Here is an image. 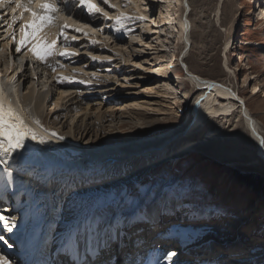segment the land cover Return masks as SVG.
I'll return each mask as SVG.
<instances>
[{
    "label": "bare ground",
    "instance_id": "bare-ground-1",
    "mask_svg": "<svg viewBox=\"0 0 264 264\" xmlns=\"http://www.w3.org/2000/svg\"><path fill=\"white\" fill-rule=\"evenodd\" d=\"M97 1L101 2V0ZM176 1L179 5L178 7H180L182 10L180 15L173 16L172 12H168L165 14L159 12V16L156 17L157 19L154 20L149 18L145 21L148 22L150 26H152V31H150V33L156 34V30L160 27L159 25L166 28L164 31L165 37H167V33H169V30H173V32H176L174 42H176L178 45H181L180 52L178 53V55L172 53L171 56L167 58L164 55L163 50H158L152 44L146 45V48L144 50L153 51L152 54L148 55L156 57L154 61H151H158L159 63L155 64L154 67L156 69L152 70L153 67L150 65V61L148 62V60L144 59L143 63H140L141 67H139L140 69L143 68L142 70H144V75L142 74L136 76L135 74H133L129 77V79L134 80L136 82V86L140 84L139 81H141V83L143 84H147L146 86L150 88V92L154 91L155 94H157L156 92L158 89L164 91L163 94L166 96V99L170 96L177 95L180 102L189 101L191 104L189 103L190 109L188 112H186V123L182 126H174L173 128H168L164 131H160L151 135H144L129 140L115 142L112 144H102L97 141L99 140L98 136L100 131H103L106 128L105 124H97L101 121V118L99 117V114H101V110L99 109L102 108V104H98V108L96 107L95 109L92 107L90 108L89 103H85L86 106L82 108V110L79 109L78 112H73L74 117L67 132H64L65 134H60L58 132L59 135H63L65 137V140L61 142H51L49 145L45 146L47 148H50L51 151H48L43 155H39L38 159L32 162L36 175L19 176L18 179H15L14 177L15 182L7 188V190H11L14 194L18 189L17 185L20 181H24L27 183V185H30L31 193L29 195H26L25 201L21 199L22 196L12 198V204L8 206L7 211V215H16V217L18 218L20 213L28 208V212L27 210L23 212V216L27 212L25 219H22L19 224L17 223L16 228L22 229L23 227H27L28 229L26 234L23 235L22 244H20L19 241H16V239H22V235H17V233H14V231L13 233L4 232V238L9 243L13 244V247L8 248L6 244L0 241V255L6 254L10 261H13L15 259V264H45L46 261L55 259L60 254V260L65 257V263L72 262L73 264L74 261L83 262L84 258H82V256L84 253L95 255L98 251L97 249L100 248L101 244H103L102 242H104L105 244V241L108 240L109 232L105 229L107 225L111 223H108L109 219H106L104 216V226L101 227L99 231L91 234L88 237L87 242H85L84 239H81L78 248L74 247L75 254H71L65 251L68 245L66 229L69 226V221H71L73 218L74 211L80 208L78 206L74 207L73 205H70L68 194L72 191H76L77 194L88 189L89 191H92L94 195L90 196L89 202L83 203L81 205L82 208L80 209L81 212L83 210H88L85 207H88L90 202L101 198L96 197L98 194L94 193V191L104 188L109 184H115V181L128 179L132 176H138L140 175V173H142V171L146 169H154V166L156 165L169 163L171 164V166H174L179 162L182 156L188 153L196 152L197 149L200 150L201 148H198L197 145V141L199 140L192 139V137L196 132L198 133L201 129H203L205 136L201 139H204L205 141L209 140L210 138L215 139L221 134L222 128L218 126L220 122H218L217 120H220L221 122H226L229 119L237 120L247 132L248 143H251L253 149H255V160L261 161L264 164V148L263 150H261L259 139V137H261V139H264L263 125L261 124L260 120L252 113L251 109L247 105V101L245 100V98H242V96L237 94L236 88L234 86H231L232 84L228 85L227 88H225L223 84L220 83L222 85L221 86L219 84V81L216 79L221 77L222 75H224L225 77L223 71L224 69L227 71H231L226 53H223L224 55L222 58H213V60L209 64L207 63L204 65L205 67L202 65L204 69H202L201 65H196V67L192 66L190 68V65L186 64L184 61L185 58H187L190 54L193 39H198V41H200L207 48V50L209 49L211 51H214V49L212 50V43H210V41L208 42V39L210 37H216V32L210 30L212 28V22L208 20V9L211 7L209 10L216 12L220 27H224L226 24H228L227 20L229 22L231 20L229 19V17L233 15V5L227 2L228 0ZM214 1L216 2L215 5ZM12 7H14V4L9 5V8ZM260 7L261 6H259V8ZM62 9L63 11H66L67 6H63ZM140 12L141 11H138L137 9L138 15H144ZM77 13L78 11H74L73 17L77 18ZM261 13L262 14L260 15H262V17L264 18V9L261 11ZM9 16L10 14H8V16L0 15V26L3 24V21L6 20H4L3 17ZM79 18L81 20H86V17L84 15L80 16ZM55 32L56 28L53 27L52 33L55 34ZM228 40L230 39L225 40V42L220 46L221 48H223V52L226 51V48L229 50L230 42ZM119 42H121V40H119ZM6 43L7 40L5 39L4 44ZM130 46L132 45L130 44ZM166 46H170V44H160V47L166 48ZM82 49L84 48L82 47ZM217 49L218 48H216V50ZM23 50L24 49H22V51ZM112 50H114L115 52L118 51L117 48H112ZM122 50L127 54H122L124 59L123 63H127L126 65L130 64V66H136V63L139 61L138 59L143 58L135 56L137 53H142L136 52V50L138 49H135V52L131 48H123ZM80 51L81 50H79V52ZM105 51H107L108 53H112V51L105 49L101 51L100 54L95 55L100 57V59H103L104 56H108L105 55ZM85 52H87L86 49L84 53ZM20 54H22V52L19 53L20 57H15L13 54L14 60L10 64L12 72L7 71V67L9 66L7 55H5V57H2L1 59L3 60V64H5V68L2 67L3 70L0 69V71L4 72L3 80L5 81L6 87L10 86L9 78L13 74H15L17 77L15 81H11V84H14L16 86V91L12 94V99L15 107L21 111L22 115H26L27 111H30L32 115L39 119L43 114L42 109L47 103L48 97L50 96L49 94L51 93L54 84H56V89L59 90H57L58 93L56 97L52 98L53 103L51 104H55V106L65 103L63 102L67 97L65 94L69 92L70 89L74 90V88L77 86L57 84L54 78L57 73L54 75V73H52L48 68H46L35 59L30 58L31 60H35L33 61L35 64H33L32 61L29 60L31 67L28 68L27 56H25L24 53L23 55ZM132 57H134V59L130 60V58ZM18 58H20L19 64L16 63L18 62ZM87 58L90 62L87 67H90V65H93L92 63L94 62L91 61L89 55L87 56ZM22 63L26 64L25 67H23V74L20 79L17 76V73H20L19 71H17V69L18 67L21 68ZM177 63H183L185 68L183 67L184 75L175 76L178 85L182 87V90H178V93L176 94V91H174V87H172L169 81H164L163 77H165V70L171 68L172 66H178ZM105 64H107V62H105ZM142 64H149V67L145 68L148 69L147 71L144 69V65ZM64 72H59V74L70 76L69 74H67V72ZM80 72L82 73V75L85 74L87 76L88 73H90L84 70V68H80ZM150 75H154V77L152 78L150 77ZM125 80L130 81L128 79ZM186 82L190 84V90L185 89L183 83ZM263 82L264 81H259L256 78L251 80L252 88L251 94L249 95L250 99H253L254 97L256 98V95L260 90L264 92ZM245 83H250V80L249 82L246 79L243 80L242 85H244ZM29 85H31V87H29ZM152 85H157L158 88L155 87L156 89H152ZM253 88L258 89V91L253 93ZM195 89L200 90L198 91L200 93L195 97L193 96L194 98L192 99V93ZM109 90L112 96H116V93L113 92L115 91L114 89ZM70 95H72V100H76L77 98L79 99L80 97L83 98L80 92L74 93L73 91H71ZM112 96H110V98L116 99ZM89 101H91V98L89 99ZM197 101H199V104H197ZM259 103L260 105L257 106V108L264 110V102ZM137 107H139V105L131 104L123 107L122 109H108L106 112L115 114V112L117 111L116 113L119 112L121 116H124L125 113L133 115L134 111L136 114L138 113L136 112ZM92 111H94L93 113H95L98 117H96L93 123L87 124L86 122L89 120V115ZM123 111L125 113H123ZM161 115H165V113ZM176 117H179L178 112L177 114H175L174 118ZM75 120L77 121V123L73 124ZM214 121H217L219 124H217V122L215 123ZM79 122L80 124L77 125ZM45 128L52 130L49 125H47ZM111 128L115 127H110V130ZM253 129L255 130V132H253ZM76 135L78 137H76ZM201 139L198 143H201ZM95 140L97 145L93 144ZM237 141L243 144L241 140ZM213 150L217 151L218 153L216 154H218L219 156L221 155L220 152H223L221 148H214ZM230 153L234 154V151H230ZM0 173H2V170H0ZM46 175H51L53 177L52 181L47 185H45L44 181L41 179V177H44ZM5 183L6 178L3 175H0V194H4L7 192V190H5ZM20 193L21 192H19L18 194ZM165 196L160 199L161 202H159V204L150 205V214L148 219L152 218L153 220H156L158 218L161 219L159 217L160 215L164 216L162 221L160 222V226H163V224L161 223L164 222V220L167 221V217H175L173 213L174 211H177V209L181 207H185L183 203H181L183 204V206H178L176 209L170 206L167 207L166 205L168 204V201L166 200ZM54 208L56 209V211H53ZM168 208H170V210H167ZM60 209H63V211H60ZM69 209H71V211H69ZM90 211L94 210L91 209ZM90 211H84V213L80 212L82 214L81 217L89 214ZM186 211L189 210H185V212ZM162 212L164 213L162 214ZM80 213H78V215H80ZM100 214L97 213V215ZM189 214V220H184V222L188 223H179L177 226L187 228V224L193 222L196 223V221L203 222L222 219L221 217L213 218L214 216L211 213L206 214L204 212L198 213L191 211V213ZM61 222H64V224H61L62 226H64L66 222L64 233H61L62 231L59 228ZM229 223L230 224L227 225V229L225 231L227 232L226 236L222 237L219 242H217L216 239L212 237L192 240L191 242H188L185 240L186 238H184L180 234V232H178L180 230L174 231L172 234L165 235V232L170 231V228H166L167 230H163L161 227L163 232H161L162 234L160 235L165 236L164 238H174V240L167 242L169 246L166 247V250L163 252L160 251L158 253H155L156 257H154V259H150L147 264H171V262L166 259L167 255L170 253H176V255H174L172 258L181 257L184 254L199 253L196 255V257H199L198 260L200 262H203V264H207L210 261L211 256L214 255L220 256L218 258V261H215L214 264H264V249L259 250L256 253L244 255L245 257L234 256L235 259L233 257L228 258L227 255H222L224 251H220V253L218 251L217 254H212L214 248L210 249L211 242L213 244L212 247H214L215 245L216 247L221 245L223 246L221 247L222 249L228 248L227 250H229L230 248H233L234 251L238 250V248H240L239 246H241L242 249H245L246 246L249 245L250 242L248 239H246V236H241L238 232L240 236L239 237L236 233L238 226H241L240 224L242 223H240V221L234 220H230ZM21 225H23V227H21ZM113 230H115V228H113ZM121 230L122 229H120L119 231L121 235H123V232ZM9 237L12 239H9ZM186 237L188 236L186 235ZM213 239L215 241H212ZM121 242L122 241L119 240L118 244H122ZM117 247L118 246H114L115 250L117 249ZM263 247L264 246H262V248ZM200 248L202 249V251H205L204 254L202 253ZM229 252L232 253V251ZM14 254L19 257L17 259L15 257H9L10 255ZM173 261L174 264H180V262H176V259H174Z\"/></svg>",
    "mask_w": 264,
    "mask_h": 264
},
{
    "label": "rangeland",
    "instance_id": "rangeland-1",
    "mask_svg": "<svg viewBox=\"0 0 264 264\" xmlns=\"http://www.w3.org/2000/svg\"><path fill=\"white\" fill-rule=\"evenodd\" d=\"M97 2L102 5V0L101 2ZM114 2L119 5L124 4V0H114ZM227 2L233 5V15L230 16L232 18L229 17V19H231L230 22L227 20V26L220 27L216 12L209 10L211 7L208 9V20L212 22V28L210 30L216 32V37L214 36L215 38L210 37L208 39V42L210 41V43H212V50L214 49V51L207 50L198 39H193L190 54L184 61L186 64L190 65V68L192 66L196 67V65L204 66L207 63L209 64L213 58H222L224 55L223 53H226L231 71L224 69L225 77L222 75L216 79L219 83H224L226 85L232 84L231 86H234L237 89L239 95L242 96V98H245L248 107L264 127V110L257 108V106L260 105L259 102H264V92L260 90L257 93L256 98L254 97L253 99H250L249 96L252 88L251 80L256 78L259 81H264V18L260 15L262 14L261 11L264 9V0H228ZM215 3L216 2L214 1V5ZM102 6L110 14H116L117 12L115 9L108 8L107 5ZM178 6L176 0H142V2L141 0H134L132 4L124 8V11L128 14L136 15L138 9V11H141L140 13L155 20L157 19L156 17L159 16V12L162 14L172 12L173 16L180 15L182 10ZM259 6L261 7L259 8ZM5 9L6 7H2L0 8V11ZM74 10L79 11L77 8H74ZM8 14H10L9 10L0 13L2 16H8ZM12 15L13 13L10 14L9 17H3V19L6 20L3 21V24L0 26V36L4 35L3 29L11 22ZM70 15L73 17L72 14ZM65 16L68 15L54 14L56 29L60 24L65 22ZM84 16L86 17V20H88L87 15L85 14ZM73 19L76 18L73 17ZM67 22L69 24L72 23L70 20ZM90 22L93 25L98 26L101 29V32L89 33V37L91 39L99 40L101 44L93 47L90 45L89 38L76 34L80 35L79 40L75 43L81 46L79 47V50L81 51L79 52V55L72 57L70 61H63L64 63L67 62L70 64V66L63 70V72L65 71L71 76L73 73V67H80L81 69L84 68L87 72H96L97 76L90 86L73 84L77 87H75L74 90L70 89L69 92L65 94L67 96L63 101L65 103L52 107V98H55L59 91L56 89V84H54V87L49 94L50 96L48 97L49 101L47 100L46 105L42 109L43 114L41 117H43L39 118L43 126L46 127L49 125L52 130L57 133L65 134L74 117L73 112H78L79 109L82 110V108L86 106L85 103H89L90 108L92 107L95 109L99 106L98 104H102V108L99 109L101 110V114H99L101 121L97 123L100 125L105 124L106 127L103 131H100L98 136L99 140H97L102 144H112L144 135H151L168 128H173L174 126L184 125L186 123V112L189 111L191 103L189 101L180 102L177 95L170 96L166 99V96L163 94L164 91L160 89L157 90V94H155L154 91L150 92L151 90L146 86L147 84H143L141 81H139L140 84L136 86V82L129 79V77L133 74L136 76L142 75L144 70H142L143 68L140 69L134 65H131L133 67H131L130 64L126 65L127 63H123L124 59L122 56V54L127 55L126 52L122 50L123 48H131L134 52L135 49H138L136 52H142L145 54H134L135 56H139V58L143 57L142 59H138L139 61H136H138V63H143L144 59H146L148 62L150 61V65L153 67L152 70H155L156 68L154 65L159 62L151 61H154L156 57L148 55L152 54L153 51L144 50L146 45L152 44L158 50H163L164 55L167 58H169L172 53L178 55L181 45L174 42L176 32L169 30L167 37H165L164 31L166 28L159 25L160 27L156 30V34H153L150 33V31H152V26H150L148 22L145 21L141 23L137 21L128 24L127 27L131 29V31L127 36H123L120 32H113L111 30L112 22H105L103 17ZM18 26L19 22H17L13 29H9L10 33L13 31L16 32L17 38ZM73 34L75 33L69 31V35ZM106 36L109 37V39H105ZM227 39H230L228 40L230 42L229 50L227 49L223 52V48L220 46ZM4 40H0V45L4 44ZM119 40H121L122 43L119 42ZM162 43L165 45L170 44V46H166V48L160 47V44ZM130 44L132 46H130ZM213 45L218 49L216 50ZM82 47L84 49H82ZM89 47L92 48L91 50L93 54H100L101 51L105 49L112 51L114 54L105 51V55L112 57L113 61H111L110 64H105V62L104 64L94 62L90 67H83L85 64L88 65L90 63L87 58L90 50ZM112 48H117L118 53L112 50ZM85 49L87 50V52H85L87 54L84 53ZM5 55L3 57H5ZM131 59H134V57L130 58V60ZM33 61L35 60H32V63L35 64ZM73 62H79V64H74ZM177 65L178 66H172L171 68L166 69L164 73L165 77H163L164 81H169L172 87H174L176 94L178 93V90H182V87L178 85L175 76L184 75L183 67L185 68L184 64H182V68L179 66L180 63H177ZM203 66L202 69L205 67ZM2 67L5 68V64H3V60H0V69ZM147 67H149V64L144 65V69ZM17 71L20 72L17 73V76L21 79L23 68L18 67ZM81 72H79L74 79H93L89 75H82ZM55 74L56 73H54V75ZM56 75L61 74L58 72ZM150 77L153 78L154 75H150ZM125 79L130 81H126ZM245 79L248 80V82L250 80V83L242 85V81ZM183 85L186 90L191 89L189 83L186 82L183 83ZM152 87V89L158 88L157 85H152ZM109 89H114L115 91L113 92L116 93V96H112ZM71 91L74 93L80 92L83 98L80 97L79 99L72 100V95H70ZM198 91L200 90H193L192 99L200 93ZM110 96L115 97L116 99H112ZM90 98L91 101H89ZM131 104L139 105L136 109V112H138L137 114L135 111L133 115L127 114L123 111L125 115L121 116L119 112L116 113L117 111L115 114L106 112L108 109H122ZM94 111L90 112V118L86 122L87 124L93 123L96 117H98L93 113ZM177 112L179 117L174 118ZM163 113H165V115H161ZM217 121L220 122V124ZM217 121L214 122H217V124H219L218 126L222 128L221 134L215 139L208 138L209 140L206 141L201 139L205 136L203 129L198 133L196 132L197 134L195 133L192 137V139H198L199 141L201 139V143H198L199 141H197L198 148H201L200 150L197 149L196 152L182 156L179 162L174 166H171L169 163L156 165L154 166V169H146L138 176L115 181V184H109L104 188L94 191V193L98 194L96 197L104 198L115 194L121 189L127 188L129 190H134V186L136 188L145 186L150 191L149 199H152V197L155 196L156 202L154 201L152 204H159V202H161L160 199L165 195L166 200L169 195L172 199L177 195L184 196V198L188 200L190 209L189 213H191V211L198 213L204 212L206 214L211 213L214 216L213 218H216L215 215L217 213L222 214L224 212L226 207L223 206L225 205L228 206V212H231V218H228L227 220L224 219L223 221H196V223L194 222L195 224H191L189 228L183 229V231H175L180 232V234L187 240L197 239V236L202 239L212 236L217 242H219L222 237L226 236L227 232L225 231L227 225L230 224V220L240 221L242 224H240L241 226H238L236 233L238 236L239 233L241 236H246V239H248L250 243L245 249H242V247L239 246L240 248L235 251L233 248H230L232 249L231 251L236 252V254L243 253L239 254V257H245L244 253L245 255H249V251L251 250H253L252 253H256L257 251L264 249V247L262 248V246H264V164L261 161L255 160V149H253L251 143H248L247 132L237 120L229 119L226 122H221L220 120ZM76 123L77 121L75 120L73 124ZM79 124L80 122L77 125ZM112 126L115 128H111L110 130V127ZM76 137L78 136L76 135ZM237 140H241L243 144ZM217 143L220 144L218 145ZM93 144L97 145L96 140ZM214 148H221L223 150V152H220V156L216 154L218 152L213 150ZM230 151H234V154L230 153ZM244 177H246V180ZM115 188L118 189L109 195L111 193L110 191ZM81 192L77 194L76 191H72L68 194L70 205L80 207H77L78 209L74 211V214L76 211L80 213V209L82 208L81 205L85 202H89V197L94 195L89 189ZM96 201L97 199L90 202L89 206L85 207L88 210H83L81 213H84V211H90L91 209L94 210V204ZM182 202L183 201H179L178 206H183V204H181ZM166 206L169 207L168 204ZM118 211L119 210H117V213ZM77 212V216L82 215L81 213L78 215ZM101 214H103L106 219L112 217L111 211H103ZM61 224L62 222L60 223L59 228L62 231L61 233H64L66 222L64 226ZM173 232L174 231L170 232V234ZM186 235L188 237H186ZM212 246L213 244L211 242L210 249L214 248L212 254H217L218 251L219 253L220 251H224V253L221 252L223 253L222 255L230 254V250L222 249L221 247L223 246L221 245H217L218 247H216V245L214 247ZM202 253L204 254L205 251H202Z\"/></svg>",
    "mask_w": 264,
    "mask_h": 264
},
{
    "label": "snow or ice",
    "instance_id": "snow-or-ice-1",
    "mask_svg": "<svg viewBox=\"0 0 264 264\" xmlns=\"http://www.w3.org/2000/svg\"><path fill=\"white\" fill-rule=\"evenodd\" d=\"M68 2L69 0H64L65 5ZM133 2L134 0H124V4L119 5L114 0H102V5H107L108 8L117 10L116 14H110L97 0H71L73 7L79 9L77 18L73 19L71 15L65 16V22L60 24L55 34H53L52 29L55 26L54 14L63 12V9L58 6L57 0H0V8L4 7L5 4H14V7L11 8L13 13L11 22L3 29L4 35L0 36V40H7L6 44L0 45V58L7 54L9 61L7 71L12 72L10 64L13 60V54L9 49V45L14 44L15 53H21L22 49H24L26 50L24 52L25 56L35 59L52 73L62 72L70 66V64L63 61H70L72 57L79 55V47L81 46L75 42L79 40L80 35L89 38L90 45L93 47L101 44L99 40L89 37V33L101 32V29L90 21L103 17L105 22H112L111 30L113 32H120L123 36H127L131 31L127 27L130 22L139 21L142 23L148 20L149 16L133 15L124 11V8ZM17 11H19V15L15 14ZM85 14L88 20H81L79 17ZM69 20L72 22L71 24L67 22ZM17 22H19L18 38L15 31L8 32L9 29L14 28ZM69 31L75 34L69 35ZM105 39H109V37L106 36ZM88 55L93 62H107L110 64L112 60V57L109 56H104L103 59H100V57L93 54L91 48ZM73 63L78 64L79 62ZM23 67L25 65L22 63L21 68ZM84 67L86 68L87 65L85 64ZM136 67H141L140 63L137 62ZM145 70L147 71L148 69ZM79 72V67H73L71 76L56 75L54 78L57 84H83L90 86L97 76L96 72H90L88 75L93 79H74ZM3 76L4 72L0 71V170H2L0 175L6 178L5 190H7L19 176H35L36 173L32 162L37 160L39 155L51 151L50 148L45 146L51 142L64 141L65 137L54 130L45 128L40 119L32 115L30 111L26 110L27 114L22 115L21 111L15 107L12 99L16 86L11 84V81H15L17 77L13 74L9 78L10 86L6 87ZM252 91L255 93L258 89L253 88ZM197 104H199V101H197ZM52 107H55V104ZM253 132H255L254 129ZM260 146L264 148V139H261ZM41 179L47 185L52 181L53 177L46 175L41 177ZM17 187L20 190L28 187V185L24 181H20ZM149 195L150 191L147 187L140 186L136 188L134 186V190L125 188L111 196L98 198L94 204V211H90L89 214L82 217L74 214L72 220L69 221V226L66 229L68 245L65 251L75 254L74 247L78 248L81 239L87 242L91 234L99 231L104 226V215H97V213H102L103 211H111L113 216V224L107 225L105 229L109 232L105 247L108 246L109 242L119 240L120 229L134 227L135 222H144L149 218L150 205L155 201V196L149 199ZM117 210H119L118 213ZM7 211L8 209L5 208L4 212ZM53 211H56V209L54 208ZM60 211H63V209H60ZM0 227H2L4 232L13 233V230L17 228L16 215L0 214ZM0 241L6 244L8 248L13 247V244L9 243L2 235H0ZM174 255L176 253H170L166 257L171 264H174L172 260ZM0 264H15V261H10L5 254L0 255Z\"/></svg>",
    "mask_w": 264,
    "mask_h": 264
},
{
    "label": "water",
    "instance_id": "water-1",
    "mask_svg": "<svg viewBox=\"0 0 264 264\" xmlns=\"http://www.w3.org/2000/svg\"><path fill=\"white\" fill-rule=\"evenodd\" d=\"M260 141H261V137H259ZM261 150H263V148L260 146Z\"/></svg>",
    "mask_w": 264,
    "mask_h": 264
},
{
    "label": "trees",
    "instance_id": "trees-1",
    "mask_svg": "<svg viewBox=\"0 0 264 264\" xmlns=\"http://www.w3.org/2000/svg\"><path fill=\"white\" fill-rule=\"evenodd\" d=\"M244 178H245V180H246V177H244ZM245 180H244V181H245ZM245 182H246V181H245Z\"/></svg>",
    "mask_w": 264,
    "mask_h": 264
}]
</instances>
